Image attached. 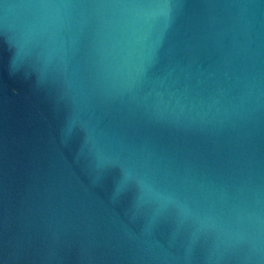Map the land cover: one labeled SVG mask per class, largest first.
Here are the masks:
<instances>
[{
	"label": "water",
	"instance_id": "water-1",
	"mask_svg": "<svg viewBox=\"0 0 264 264\" xmlns=\"http://www.w3.org/2000/svg\"><path fill=\"white\" fill-rule=\"evenodd\" d=\"M0 264H264V0H0Z\"/></svg>",
	"mask_w": 264,
	"mask_h": 264
},
{
	"label": "snow or ice",
	"instance_id": "snow-or-ice-1",
	"mask_svg": "<svg viewBox=\"0 0 264 264\" xmlns=\"http://www.w3.org/2000/svg\"><path fill=\"white\" fill-rule=\"evenodd\" d=\"M129 178H131V177H129ZM143 187L145 189V194L146 195H151V196H154V197H157V198H161V194L159 192H156L152 185L143 184Z\"/></svg>",
	"mask_w": 264,
	"mask_h": 264
}]
</instances>
